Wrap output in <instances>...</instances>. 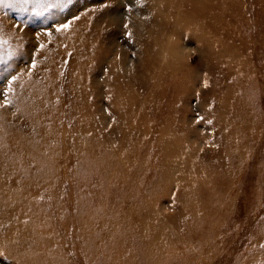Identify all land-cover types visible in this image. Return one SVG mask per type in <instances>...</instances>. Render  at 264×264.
I'll list each match as a JSON object with an SVG mask.
<instances>
[{"label": "rangeland", "instance_id": "1", "mask_svg": "<svg viewBox=\"0 0 264 264\" xmlns=\"http://www.w3.org/2000/svg\"><path fill=\"white\" fill-rule=\"evenodd\" d=\"M0 61V264H264V0H4Z\"/></svg>", "mask_w": 264, "mask_h": 264}, {"label": "bare ground", "instance_id": "2", "mask_svg": "<svg viewBox=\"0 0 264 264\" xmlns=\"http://www.w3.org/2000/svg\"><path fill=\"white\" fill-rule=\"evenodd\" d=\"M261 185H263V182L261 183ZM74 194H75V193H74ZM72 206H74V205H72ZM130 212H131V211H130ZM130 212H128L127 214L124 215V219H125L126 217L132 216V213L130 214ZM62 219H63V218H62ZM62 219H61L60 221L56 219L55 221H56V223H58V222L63 221ZM93 220H94V219H93ZM65 225H66V224H65ZM64 229H65V228H64ZM154 233H155V232H154ZM154 233H153V234H154ZM103 234H104V232L101 233L100 238L103 236ZM79 237H80V235H79ZM87 238L91 239V236L89 235ZM102 239H103V237H102Z\"/></svg>", "mask_w": 264, "mask_h": 264}, {"label": "snow or ice", "instance_id": "3", "mask_svg": "<svg viewBox=\"0 0 264 264\" xmlns=\"http://www.w3.org/2000/svg\"><path fill=\"white\" fill-rule=\"evenodd\" d=\"M11 2L13 3H20V4H23V3H28V0H11ZM4 4V0H0V5H3ZM2 62V61H0ZM3 254L0 253V258H2Z\"/></svg>", "mask_w": 264, "mask_h": 264}]
</instances>
